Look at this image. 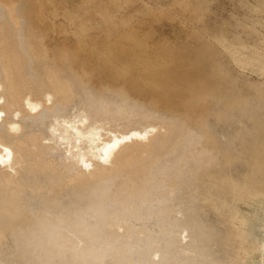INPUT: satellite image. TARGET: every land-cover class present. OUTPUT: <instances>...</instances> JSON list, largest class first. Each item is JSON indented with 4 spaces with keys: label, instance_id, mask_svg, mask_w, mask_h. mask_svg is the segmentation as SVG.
<instances>
[{
    "label": "bare ground",
    "instance_id": "1",
    "mask_svg": "<svg viewBox=\"0 0 264 264\" xmlns=\"http://www.w3.org/2000/svg\"><path fill=\"white\" fill-rule=\"evenodd\" d=\"M33 4L0 0V264H42L50 256L45 242L78 254L92 247L107 264H135L130 255L142 243L155 246L154 257L137 264H214L195 260L192 248L197 213L219 212L217 192L235 187L219 170H205L208 158H234L235 134L223 149L212 125L230 123L235 111L231 98L216 109L231 91L220 70L197 92L182 59L162 58L135 35L91 44L84 23L81 47L92 48L101 66L79 71L73 54L47 46ZM194 95L215 104L207 113L185 109ZM175 108L199 118L170 116ZM193 148L187 169L185 151ZM175 228L183 259L159 247L176 244ZM240 264H264V240Z\"/></svg>",
    "mask_w": 264,
    "mask_h": 264
},
{
    "label": "rangeland",
    "instance_id": "2",
    "mask_svg": "<svg viewBox=\"0 0 264 264\" xmlns=\"http://www.w3.org/2000/svg\"><path fill=\"white\" fill-rule=\"evenodd\" d=\"M128 1L34 0L33 24L51 50L74 55L79 71L101 66L92 48L81 47L78 34L84 23L88 25L84 39L91 44L135 35L162 58L182 59L179 67L190 75V86L197 92L209 83L213 69L220 70L231 91L216 109H223L231 98L235 111L230 123L212 125L223 149L226 136L235 134L234 158L230 164L227 155L208 158L205 170L209 174L219 170L234 179L235 187L231 194L224 189L217 192L219 212L197 213L199 231L193 238L192 255L195 260L208 257L214 264H240L264 240V0ZM105 19L115 20L117 26L107 27ZM242 59L246 63H240ZM214 104L207 96L194 95L184 108H204L207 113ZM184 108L168 114L195 123L199 113ZM197 151H185L187 169ZM191 215L186 212L185 218L190 220ZM172 236L176 244L163 242L159 247L164 256L183 259L179 229L172 230ZM42 245L50 252L42 264H107L104 253L92 247L78 254L74 247ZM6 248L10 258L19 253L11 238ZM154 250V245L142 243L130 256L137 264L152 259Z\"/></svg>",
    "mask_w": 264,
    "mask_h": 264
}]
</instances>
